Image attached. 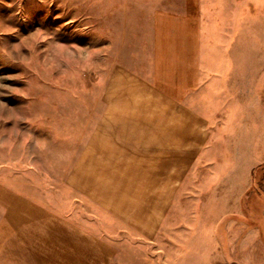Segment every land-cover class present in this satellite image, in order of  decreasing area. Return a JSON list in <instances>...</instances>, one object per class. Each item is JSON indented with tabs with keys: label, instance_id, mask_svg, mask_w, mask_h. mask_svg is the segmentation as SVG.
I'll use <instances>...</instances> for the list:
<instances>
[{
	"label": "rangeland",
	"instance_id": "obj_1",
	"mask_svg": "<svg viewBox=\"0 0 264 264\" xmlns=\"http://www.w3.org/2000/svg\"><path fill=\"white\" fill-rule=\"evenodd\" d=\"M189 1L205 14L206 47H221L231 28L216 4L232 0H0V264H264V0H237L253 16L252 56L222 73L231 99L199 105L216 148L191 166L178 210L165 169L138 149L165 108L150 88L176 76L156 70L171 57L147 54L151 23ZM229 159L252 167L243 214L232 216L262 230L246 250L228 251L220 193L205 196Z\"/></svg>",
	"mask_w": 264,
	"mask_h": 264
},
{
	"label": "crops",
	"instance_id": "obj_2",
	"mask_svg": "<svg viewBox=\"0 0 264 264\" xmlns=\"http://www.w3.org/2000/svg\"><path fill=\"white\" fill-rule=\"evenodd\" d=\"M229 2L228 6H222L220 2L216 4V8H223L222 10H224L220 19L227 17L231 28L228 36H222L223 43L221 47H206L208 44H206L205 36V14L202 13L201 15L199 9H194L192 1H189V3L184 2L185 4L182 8L180 7V11H174L172 14L155 15L154 24L151 23L153 36L148 39L149 51L147 54L158 57L159 61H161V57H171L164 60L168 61L167 67H158L156 70L171 71L176 73V76L167 82L158 80V84L164 83L163 87L159 85L162 92L156 91V87V92L150 88L152 92L149 95L155 98L156 94L157 100L155 98V102L164 104L165 108L164 113L160 111L151 113L149 117L148 149H138L148 151L151 164L154 163L156 167L165 169L163 178L166 191L169 190V186H172L169 190L170 200L173 201L170 204L171 209L174 205H178L175 201L180 199L179 195L182 199L183 193L185 194V180L191 166L197 165L207 152L211 151L212 148H216V142L210 140L212 116L205 113L203 110L205 108H201L199 105L210 104L223 95V97L228 98L229 95L226 92L229 86L226 81L224 83L221 79L222 73L229 69L230 72H235L234 65H237V59L241 62L238 63L239 65H248L247 57L252 56L249 50L251 48L250 43L248 42V40L252 41L254 28L253 16L250 14V10L247 11L250 8L245 3L244 10L240 9L241 6L237 4V0ZM197 3L199 4V1ZM202 11H204V8ZM221 24L220 31L222 32L226 25L224 21ZM215 25L214 21V28ZM240 41L243 46L238 44ZM230 66L232 67L230 68ZM149 70H153L152 67ZM158 84L156 83L157 86ZM235 84L237 83L234 81L233 85L235 86ZM143 89H145V86ZM212 89L217 90L216 96L213 95ZM144 92L147 93L145 90ZM215 98L217 99L215 100ZM230 99H227V101L230 102ZM246 111L240 113L241 116L244 115V120L247 117ZM159 118L161 119V128L151 122ZM219 125L218 122L217 126ZM240 127L243 130H236L233 138L239 135L238 139L241 141L242 138L246 139L245 137L248 135L246 124ZM221 136H223L224 141L222 142L224 144L223 150L232 151L234 144H231V135L221 133ZM140 138V135L133 138L134 147L142 146ZM238 139L235 138L237 141ZM222 144H220V147ZM144 146L145 144H143ZM222 167L225 168L222 184L220 185L218 182V186L213 185L211 190L206 191L205 196H208L211 192L215 193L217 189L219 191L217 193H220V195H216L215 198L217 199L213 207L215 211H218L221 206L223 207V212H219L223 215H221L218 224L222 221L225 222V240L228 251L233 248L246 250L249 242L253 240L262 242V230L258 226L249 227L248 224H243L240 219H233L232 216L243 214L242 198L251 182L250 169L252 167L247 171V165L245 164L238 169L236 161L232 159L223 161ZM234 182L236 189L234 194L231 195L227 192L231 183ZM205 201L206 199L201 202L198 201L195 208L196 212H198L197 210L202 202H204L202 207L208 206ZM204 208L200 210L204 211ZM174 210H178V208L174 207ZM216 243L218 244V242ZM217 244H214V248L217 247L218 249ZM242 257L243 259H236L237 262H254L245 255ZM220 261L224 262L226 259L223 257Z\"/></svg>",
	"mask_w": 264,
	"mask_h": 264
}]
</instances>
